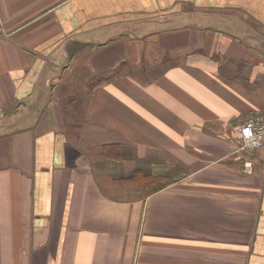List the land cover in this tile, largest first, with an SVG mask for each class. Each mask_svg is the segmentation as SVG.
I'll return each instance as SVG.
<instances>
[{"label":"crops","instance_id":"obj_1","mask_svg":"<svg viewBox=\"0 0 264 264\" xmlns=\"http://www.w3.org/2000/svg\"><path fill=\"white\" fill-rule=\"evenodd\" d=\"M250 113L264 0H0V264H264Z\"/></svg>","mask_w":264,"mask_h":264},{"label":"built area","instance_id":"obj_2","mask_svg":"<svg viewBox=\"0 0 264 264\" xmlns=\"http://www.w3.org/2000/svg\"><path fill=\"white\" fill-rule=\"evenodd\" d=\"M242 139L241 149L254 150L264 145V120L256 114L250 113L238 128ZM246 171H251L253 163L251 159L244 162Z\"/></svg>","mask_w":264,"mask_h":264},{"label":"trees","instance_id":"obj_3","mask_svg":"<svg viewBox=\"0 0 264 264\" xmlns=\"http://www.w3.org/2000/svg\"><path fill=\"white\" fill-rule=\"evenodd\" d=\"M171 182V179H168L164 176H143L140 177V185L143 188L144 193L149 194L160 188H163Z\"/></svg>","mask_w":264,"mask_h":264},{"label":"rangeland","instance_id":"obj_4","mask_svg":"<svg viewBox=\"0 0 264 264\" xmlns=\"http://www.w3.org/2000/svg\"><path fill=\"white\" fill-rule=\"evenodd\" d=\"M253 114H256V115H258L259 117H262L263 120H264V115H262V114H260V113H253ZM243 121H244V120H243ZM243 121L240 123V125L243 123ZM240 125H239V126H240ZM239 126H238V128H239ZM238 128H237V129H238ZM240 140H241V141H240V143H241V144H240V147H241V146H242V139H241V136H240ZM258 148H260V147H258ZM258 148L254 149V150H246V151L253 152V151H257ZM240 149H241V148H240ZM243 150H245V149H243ZM247 159H249V158H247ZM245 161H246V159L243 161V169H244V171H246V170H245V167H244V162H245ZM246 172H249V171H246Z\"/></svg>","mask_w":264,"mask_h":264}]
</instances>
